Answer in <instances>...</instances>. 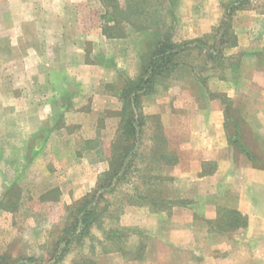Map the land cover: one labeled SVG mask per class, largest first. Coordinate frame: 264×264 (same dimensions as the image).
<instances>
[{"label": "rangeland", "instance_id": "rangeland-1", "mask_svg": "<svg viewBox=\"0 0 264 264\" xmlns=\"http://www.w3.org/2000/svg\"><path fill=\"white\" fill-rule=\"evenodd\" d=\"M27 1L22 11L25 7L22 0H0V264H11L21 257H34L40 264H123L127 258L141 254L140 245L155 243L150 230L135 223L150 211H168L170 208L166 206L170 204L152 206V201L176 196L181 191L180 182L175 184L162 174L164 158L159 145L169 148L163 117L169 111L168 103H198L201 107L221 103L224 109L230 104L225 99L232 100L226 132L237 139L239 152L264 165V47L239 46L235 27L239 18L236 19L237 11L232 13L229 5L225 6L227 0H223L225 8L219 25L200 36L185 38V29L180 27L179 0H173L172 4L167 0L173 11V17L166 19L172 25V39L182 42L201 38L203 42L199 48L186 50L185 64L160 80L152 93L141 97L139 112L145 115V127L135 157L137 170L131 171L117 187L98 190L110 168L119 127V117L114 112L119 110H100L85 119L84 128V124L72 122L74 101L68 95L58 96L60 92L56 95L55 89L62 83L54 76L48 79L43 68L49 63L45 66L48 69L64 70L70 62L64 57L55 60L53 53L44 54L45 58L24 59L28 43L44 46L38 38L41 31L29 28L24 38L21 28L9 26L21 19L37 18L32 6L46 0ZM90 5L71 8L70 19L98 21V6ZM126 29L131 36L129 46L135 44L139 53H146L148 35ZM219 39L223 41L218 45L222 51L212 57L205 50L218 44ZM119 45L110 43L107 47L116 51ZM64 46L61 52L65 51ZM104 58L100 56V60ZM127 78L119 74L117 85ZM110 90L115 95V90ZM193 109L190 105L174 108L179 124L168 126V130L175 139L184 131V119ZM41 113L50 115L42 123L38 119ZM67 120H71L70 124ZM92 122L95 128L89 124ZM92 139L94 146L88 147L87 141ZM97 146H101L102 153L83 155ZM101 159L106 167L97 172L95 167L98 170L103 167ZM90 178H97V186L76 197L75 193L80 195L84 189L73 186ZM96 190L103 196L90 233L81 240L73 238L65 246L64 231L73 221L78 202ZM225 217L223 225L227 226ZM108 253L113 254L107 258Z\"/></svg>", "mask_w": 264, "mask_h": 264}, {"label": "crops", "instance_id": "crops-1", "mask_svg": "<svg viewBox=\"0 0 264 264\" xmlns=\"http://www.w3.org/2000/svg\"><path fill=\"white\" fill-rule=\"evenodd\" d=\"M233 1L239 3L238 0H227L224 4ZM243 1L247 8L235 9L236 19L239 18L235 25L239 46L258 47L260 44L264 47V0ZM22 2L25 6L28 1ZM40 2L32 6L38 13L37 18L21 19L9 25L21 28L24 38L28 36L29 28L39 29L43 35L39 33L38 38L44 46L28 43L23 58L40 59L45 58L44 54L53 53L55 60L64 57L70 62L64 70L48 69L45 66L49 63H46L44 74L48 79L54 76L62 83L55 93L60 92V97H71L75 105L70 112L71 120L84 124L83 128L87 125L85 119L94 117L100 110H120L122 104L109 91L108 85L118 84L121 73L135 78L141 65L139 48L128 44L130 32L123 37L105 34L103 16L106 7L101 0ZM91 3L98 6V21L70 19L71 8L74 10L77 5ZM179 4L180 27L185 29V38L211 31L219 25L225 8L223 0H179ZM110 43L121 45L112 51L107 47ZM63 44L65 51L61 52ZM11 45L14 46V42ZM102 55L105 56L103 61L100 60ZM193 104L168 103L169 111L163 115L168 149L176 152L177 162L164 163L162 174L175 184L180 182L181 191L176 196L167 195L168 200L175 202L168 211H150L142 216L143 220L135 223L150 230V237H155L156 241L140 245L141 254L127 258L123 264H264V165H258L254 158L239 152L237 144L229 140L225 129L226 107L223 109L221 103L203 107ZM189 105L194 109L192 113L188 110L191 114L184 119L185 129L175 139L168 130V126L179 124L174 108ZM49 116V113H41L39 122ZM169 118L170 123L166 121ZM70 121L67 120V124ZM93 123L89 124L94 127ZM100 150L101 146L90 148L83 155L97 154V151L100 154ZM101 161L103 167L100 170L95 167L97 172L105 170L106 165ZM97 184V178L81 180L80 185L77 183L73 187H82L84 191L75 196L84 195ZM230 211L241 213L247 220L246 226L223 225L225 215L229 221L232 219ZM110 254L113 253L105 255L109 258Z\"/></svg>", "mask_w": 264, "mask_h": 264}, {"label": "trees", "instance_id": "trees-1", "mask_svg": "<svg viewBox=\"0 0 264 264\" xmlns=\"http://www.w3.org/2000/svg\"><path fill=\"white\" fill-rule=\"evenodd\" d=\"M106 7L104 14V32L108 37H123L127 34V26L136 32H143L148 35L146 53H140L141 65L139 74L135 78H127L122 85H108L115 90V95L122 101V108L114 112L119 117L118 135L113 143V153L110 159V168L105 178L99 185L98 190H110L126 180L131 171H136L135 157L142 139L145 127V115L140 113L141 97L152 93L160 80L168 78L174 71L178 70L184 62L186 50L199 48L203 41L201 38L178 42L172 39V25L167 18L173 17V11L168 8L167 0H101ZM173 0H169L172 4ZM229 4L230 12L244 6L245 1ZM234 3V4H233ZM228 32H225V34ZM194 43V45H193ZM223 41L219 39L218 44H213L205 51L212 57H216L222 50L218 45ZM233 43H236L233 41ZM205 49V48H204ZM225 99V98H224ZM223 99V100H224ZM230 104L225 109V126L232 109L230 99H225ZM229 140L237 144V139L228 134ZM95 140H88L87 146L93 147ZM97 145V143H95ZM161 157L164 163L175 164L177 162L176 152L168 149L166 145H159ZM39 151V150H38ZM134 166V167H133ZM133 168V169H132ZM157 176H154L156 178ZM97 190L85 196L78 202L73 216L63 238L67 246L73 238L81 240L90 233L91 226L97 220V205L103 193H96ZM174 201L160 198L152 201V206L170 204ZM161 209V208H159ZM162 210V209H161ZM231 220L227 225L244 227L247 224L246 218L238 211H230ZM113 237L109 234V237ZM8 264V263H4ZM11 264H40L34 257H21Z\"/></svg>", "mask_w": 264, "mask_h": 264}]
</instances>
